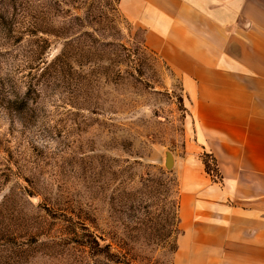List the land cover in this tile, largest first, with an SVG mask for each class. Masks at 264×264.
Instances as JSON below:
<instances>
[{"label":"rangeland","instance_id":"374dc122","mask_svg":"<svg viewBox=\"0 0 264 264\" xmlns=\"http://www.w3.org/2000/svg\"><path fill=\"white\" fill-rule=\"evenodd\" d=\"M0 48V264H172L186 186L219 176L119 0H0Z\"/></svg>","mask_w":264,"mask_h":264},{"label":"crops","instance_id":"0c3cea01","mask_svg":"<svg viewBox=\"0 0 264 264\" xmlns=\"http://www.w3.org/2000/svg\"><path fill=\"white\" fill-rule=\"evenodd\" d=\"M119 9L179 78L194 140L219 174L186 186L172 264H264V0H119Z\"/></svg>","mask_w":264,"mask_h":264},{"label":"clouds","instance_id":"9594fccd","mask_svg":"<svg viewBox=\"0 0 264 264\" xmlns=\"http://www.w3.org/2000/svg\"><path fill=\"white\" fill-rule=\"evenodd\" d=\"M7 49L0 48V52H6ZM8 63V58L4 56H0V66L6 65ZM7 77V73L0 72V78ZM33 142L37 147H40L46 153L55 152L58 149V141L52 137L44 136L41 134H37L33 138Z\"/></svg>","mask_w":264,"mask_h":264},{"label":"trees","instance_id":"16d2710c","mask_svg":"<svg viewBox=\"0 0 264 264\" xmlns=\"http://www.w3.org/2000/svg\"><path fill=\"white\" fill-rule=\"evenodd\" d=\"M118 2V0H117ZM213 161L212 166L210 165L209 161ZM201 161L203 163L204 169L207 173H210L212 176H219L217 168L215 166L214 159L207 153H203L201 157Z\"/></svg>","mask_w":264,"mask_h":264},{"label":"water","instance_id":"95a60500","mask_svg":"<svg viewBox=\"0 0 264 264\" xmlns=\"http://www.w3.org/2000/svg\"><path fill=\"white\" fill-rule=\"evenodd\" d=\"M166 162H167V164L170 163V157L169 156L166 157Z\"/></svg>","mask_w":264,"mask_h":264}]
</instances>
